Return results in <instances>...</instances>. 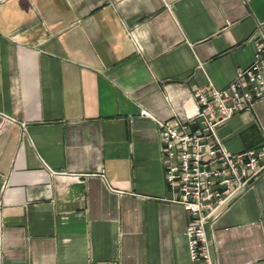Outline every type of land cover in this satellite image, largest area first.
Masks as SVG:
<instances>
[{"label": "crops", "instance_id": "1", "mask_svg": "<svg viewBox=\"0 0 264 264\" xmlns=\"http://www.w3.org/2000/svg\"><path fill=\"white\" fill-rule=\"evenodd\" d=\"M257 33L264 0H0V264H193L157 121L225 88ZM217 132L262 144L264 97ZM252 185L207 229L213 264H264Z\"/></svg>", "mask_w": 264, "mask_h": 264}, {"label": "built area", "instance_id": "2", "mask_svg": "<svg viewBox=\"0 0 264 264\" xmlns=\"http://www.w3.org/2000/svg\"><path fill=\"white\" fill-rule=\"evenodd\" d=\"M255 37L252 63L239 69L225 88L212 83L197 87L190 95V112L175 110L171 117L157 121L165 185L170 200L187 213V245L193 264H213L207 229L264 173V142L232 152L217 132L264 97V37L258 33Z\"/></svg>", "mask_w": 264, "mask_h": 264}]
</instances>
